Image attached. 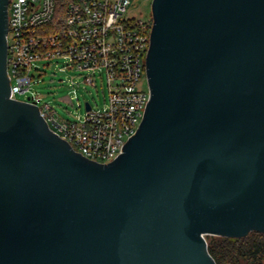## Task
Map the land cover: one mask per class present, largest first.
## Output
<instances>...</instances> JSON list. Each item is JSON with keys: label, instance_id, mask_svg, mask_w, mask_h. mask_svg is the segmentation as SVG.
<instances>
[{"label": "water", "instance_id": "obj_1", "mask_svg": "<svg viewBox=\"0 0 264 264\" xmlns=\"http://www.w3.org/2000/svg\"><path fill=\"white\" fill-rule=\"evenodd\" d=\"M9 2L0 264H217L206 235L264 232V0H152L151 97L108 163L11 97Z\"/></svg>", "mask_w": 264, "mask_h": 264}, {"label": "built area", "instance_id": "obj_2", "mask_svg": "<svg viewBox=\"0 0 264 264\" xmlns=\"http://www.w3.org/2000/svg\"><path fill=\"white\" fill-rule=\"evenodd\" d=\"M10 0L8 76L11 97L30 90L38 62L63 59L64 68L96 72L107 80L104 112L87 109L84 119H60L38 93L26 100L38 105L50 128L87 158L108 163L136 133L151 97L147 55L153 19L128 14L131 0Z\"/></svg>", "mask_w": 264, "mask_h": 264}, {"label": "rangeland", "instance_id": "obj_3", "mask_svg": "<svg viewBox=\"0 0 264 264\" xmlns=\"http://www.w3.org/2000/svg\"><path fill=\"white\" fill-rule=\"evenodd\" d=\"M152 0H131L128 14L152 19ZM66 62L44 60L38 62V70L33 72L31 88L19 93V100H26L31 94L38 93L42 102H48L55 114L64 120L84 119L87 104L93 110L104 112L109 103L107 80L103 71L96 72V86L85 80L86 72L77 68H64Z\"/></svg>", "mask_w": 264, "mask_h": 264}, {"label": "trees", "instance_id": "obj_4", "mask_svg": "<svg viewBox=\"0 0 264 264\" xmlns=\"http://www.w3.org/2000/svg\"><path fill=\"white\" fill-rule=\"evenodd\" d=\"M67 0L60 3L58 15ZM208 249L217 264H264V232L252 231L245 237L206 235Z\"/></svg>", "mask_w": 264, "mask_h": 264}]
</instances>
